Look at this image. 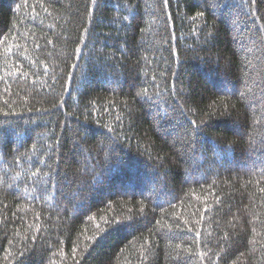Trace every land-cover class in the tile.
Wrapping results in <instances>:
<instances>
[{"label":"trees","instance_id":"obj_1","mask_svg":"<svg viewBox=\"0 0 264 264\" xmlns=\"http://www.w3.org/2000/svg\"><path fill=\"white\" fill-rule=\"evenodd\" d=\"M0 264H264V0H0Z\"/></svg>","mask_w":264,"mask_h":264}]
</instances>
